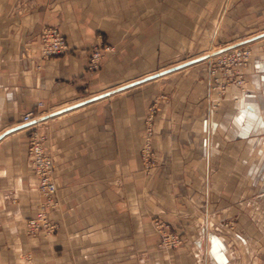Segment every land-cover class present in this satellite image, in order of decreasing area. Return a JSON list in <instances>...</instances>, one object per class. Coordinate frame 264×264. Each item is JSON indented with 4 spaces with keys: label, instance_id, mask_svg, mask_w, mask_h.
<instances>
[{
    "label": "crops",
    "instance_id": "1",
    "mask_svg": "<svg viewBox=\"0 0 264 264\" xmlns=\"http://www.w3.org/2000/svg\"><path fill=\"white\" fill-rule=\"evenodd\" d=\"M48 27L68 50L42 61ZM234 45L251 53L245 91L219 97L199 59ZM32 132L56 185L54 232L34 237ZM0 264H264V0H0Z\"/></svg>",
    "mask_w": 264,
    "mask_h": 264
},
{
    "label": "built area",
    "instance_id": "2",
    "mask_svg": "<svg viewBox=\"0 0 264 264\" xmlns=\"http://www.w3.org/2000/svg\"><path fill=\"white\" fill-rule=\"evenodd\" d=\"M67 42L58 28L48 27L42 30L38 38V58L42 61L51 57L63 55L67 52ZM112 49L94 48L90 55V67L96 69L104 52ZM251 53L244 47H230L214 55L209 63L208 77L210 88L217 92L219 97H225L231 90L235 94L245 91V71ZM41 107V103L37 105ZM38 113L29 112L22 116V124H33L38 120ZM152 114H147L145 129L142 137L140 158L145 170L149 171L154 166V155L151 148L153 135ZM44 137L33 132L30 135L27 156L37 181V190L40 201L32 218L26 221L25 229L29 236H36L43 232L52 234L55 226L49 221L48 213L55 207L56 185L54 182V166L52 158L43 148ZM154 226L159 236L158 246L164 250H174L181 245L177 233H173L169 226L160 221H154Z\"/></svg>",
    "mask_w": 264,
    "mask_h": 264
},
{
    "label": "rangeland",
    "instance_id": "3",
    "mask_svg": "<svg viewBox=\"0 0 264 264\" xmlns=\"http://www.w3.org/2000/svg\"><path fill=\"white\" fill-rule=\"evenodd\" d=\"M230 47H242V46H240V45H234V46H230ZM230 47H227V48H230ZM103 48H105V47H102V48H98V49H103ZM109 48H111V47H109ZM227 48H225V49H227ZM94 49V48H93ZM92 49V50H93ZM112 49V48H111ZM92 50L90 51V55H91V52H92ZM221 50H224V49H219V50H213V48H211V49H209L206 53H205V55H203V57H201L200 59H201V61H203L205 64H206V66L207 67H209V63H210V61H211V59H212V57L214 56V55H216L217 53H219ZM105 53V52H104ZM104 53H103V55H104ZM90 55H89V69H91V70H96V69H98V67H99V65H100V62H99V65H98V67L96 68V69H93V68H91L90 67ZM101 61V60H100ZM173 65V64H172ZM164 66H171V65H164ZM156 103H153L152 105H150V106H148V107H146V116H145V119H144V125H145V120H146V118H147V114H152V116H153V118H152V120L154 119V114H155V111H156ZM37 123V121L33 124V126L35 125ZM33 133V132H32ZM32 133H30V134H32ZM47 153V152H46ZM48 154V153H47ZM49 155V154H48ZM39 195V194H38ZM39 201H40V195H39V200H38V204H39ZM235 226L236 225H229L228 227L230 228V229H234L235 228ZM173 233H176L175 231H173V230H171ZM179 236V235H178ZM180 238V237H179ZM180 241H181V238H180ZM181 243H182V241H181Z\"/></svg>",
    "mask_w": 264,
    "mask_h": 264
},
{
    "label": "water",
    "instance_id": "4",
    "mask_svg": "<svg viewBox=\"0 0 264 264\" xmlns=\"http://www.w3.org/2000/svg\"><path fill=\"white\" fill-rule=\"evenodd\" d=\"M201 59H199V61H200ZM195 62H197V61H193V62H191V63H188L187 65H191V64H193V63H195ZM186 66V65H185Z\"/></svg>",
    "mask_w": 264,
    "mask_h": 264
},
{
    "label": "snow or ice",
    "instance_id": "5",
    "mask_svg": "<svg viewBox=\"0 0 264 264\" xmlns=\"http://www.w3.org/2000/svg\"><path fill=\"white\" fill-rule=\"evenodd\" d=\"M240 117H237V120L239 121Z\"/></svg>",
    "mask_w": 264,
    "mask_h": 264
}]
</instances>
